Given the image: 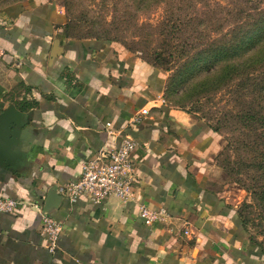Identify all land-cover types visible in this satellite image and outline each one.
Here are the masks:
<instances>
[{
	"label": "crops",
	"instance_id": "crops-1",
	"mask_svg": "<svg viewBox=\"0 0 264 264\" xmlns=\"http://www.w3.org/2000/svg\"><path fill=\"white\" fill-rule=\"evenodd\" d=\"M67 23L51 0H0V113L14 105L30 120L19 168L0 167V198L24 203L0 211V264H264L262 247L204 174L210 127L165 103L152 64L111 41L74 36ZM124 133L138 142L135 201L57 197L44 210L52 186L75 181L92 153ZM142 203L168 217L146 224ZM40 210L64 224L54 251Z\"/></svg>",
	"mask_w": 264,
	"mask_h": 264
},
{
	"label": "rangeland",
	"instance_id": "rangeland-1",
	"mask_svg": "<svg viewBox=\"0 0 264 264\" xmlns=\"http://www.w3.org/2000/svg\"><path fill=\"white\" fill-rule=\"evenodd\" d=\"M51 1L65 11L75 36L108 39L156 67L164 79L165 103L210 127L206 179L241 215L250 238L264 251L258 193L264 187V35L257 38L256 50H234L252 27L260 32L264 0ZM221 47L230 49L223 59L215 57ZM248 51L257 52L254 64L227 68V62L234 64Z\"/></svg>",
	"mask_w": 264,
	"mask_h": 264
},
{
	"label": "built area",
	"instance_id": "built-area-1",
	"mask_svg": "<svg viewBox=\"0 0 264 264\" xmlns=\"http://www.w3.org/2000/svg\"><path fill=\"white\" fill-rule=\"evenodd\" d=\"M6 54L5 47L0 44V61ZM148 112L147 108L141 109L134 117V121L139 122L141 114ZM137 147V140L132 135L124 133L119 144H108L92 153L82 163L80 176L75 181L58 186L59 193L72 202L85 198L90 203L101 204L111 197L135 201L138 166L134 153ZM23 206L24 203L19 200L0 198L2 212H17ZM40 212V233L46 241V246L54 251L64 231V224L44 211ZM138 214L148 225L168 217L165 208H151L146 203L139 205Z\"/></svg>",
	"mask_w": 264,
	"mask_h": 264
},
{
	"label": "water",
	"instance_id": "water-1",
	"mask_svg": "<svg viewBox=\"0 0 264 264\" xmlns=\"http://www.w3.org/2000/svg\"><path fill=\"white\" fill-rule=\"evenodd\" d=\"M27 117V113L19 111L14 105L0 113V167L10 170L19 168L20 159L25 155L19 147L27 139V125L30 121ZM57 197L63 196L58 191V185H54L47 194L44 206L46 212Z\"/></svg>",
	"mask_w": 264,
	"mask_h": 264
},
{
	"label": "trees",
	"instance_id": "trees-1",
	"mask_svg": "<svg viewBox=\"0 0 264 264\" xmlns=\"http://www.w3.org/2000/svg\"><path fill=\"white\" fill-rule=\"evenodd\" d=\"M67 28L69 29L70 33L72 35H74L68 26H67ZM259 29H260V32H258V30H256V29H253V27L250 30H248V32L246 34H244V36H243L244 39L242 38L241 42L237 43V46H235V48H234L235 52L239 53V51H241V49H243L244 47H248L249 50H251L252 48L254 50H256L257 40H258L257 38L261 35H264V24ZM93 38H97V37H93ZM98 39H103V38H98ZM108 41H110V40H108ZM244 41H247L246 44H244ZM228 50H230V49H228L226 47H221L217 52H215V54H216L215 57L223 59V57H224L223 55H228V53H227ZM246 53H248V54H246ZM256 53L257 52H249V51L243 52V54L241 55V60L235 61L234 64L232 63V61L227 62L226 63V65H228L227 68H230V70L233 69V71H236L238 69V67H243V65H245V64H254V62L257 59ZM229 57H231V55ZM226 61H229V60H226ZM203 62L206 63L207 60H203ZM252 68H253V66L250 69H252ZM247 69L248 68L246 67V70ZM231 71L229 73H232ZM181 76L183 78L182 74H181ZM203 84L205 85V84H207V82L202 83V85ZM243 87L247 88L246 85H244ZM244 95H246L245 92L243 94H241V96H244ZM262 160H264V154L262 155ZM258 193H260L259 199L261 201V204L264 206V187L263 186L261 187V190ZM238 216L242 220L243 226H244L245 230L247 231L245 221L243 220V218L241 217L240 214H238Z\"/></svg>",
	"mask_w": 264,
	"mask_h": 264
}]
</instances>
